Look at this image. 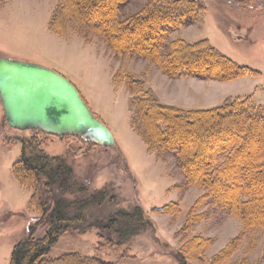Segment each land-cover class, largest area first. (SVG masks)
<instances>
[{"label":"rangeland","instance_id":"374dc122","mask_svg":"<svg viewBox=\"0 0 264 264\" xmlns=\"http://www.w3.org/2000/svg\"><path fill=\"white\" fill-rule=\"evenodd\" d=\"M197 1L205 13L172 32L162 55L169 54L170 45L180 39L191 43L208 40L223 56L260 75L229 82L170 78L152 62L115 58L98 39L85 41L73 31L67 36L50 31V19L59 0H0V59L36 64L64 76L115 141V147L108 148L73 136L38 135L46 153L66 159L75 177L88 186V195L103 188L109 190L100 212L89 215V227L62 234L48 259L77 254L113 264H180L177 252L186 254L192 247L196 255L198 249L191 242L200 238L207 241L200 250L203 255L191 257L189 264H264V230L244 235L242 222L227 210L214 207L212 201L198 203L203 190L193 186L186 191L175 190L184 182L183 172L174 158L162 161L149 153L131 127L127 87L117 86L112 80L117 72L131 73L161 103L184 109H210L236 96L264 105V0ZM148 3L132 1L124 9V16L138 13ZM4 119L0 101V264H10L14 247L31 236V227H35L36 239L45 237L47 227L45 221L38 223L40 214L31 205L33 191L21 185L13 173L23 154L22 141L34 140L37 135L12 129ZM202 129L188 127L185 131L199 134ZM243 136L238 133L229 138L244 144ZM251 137L264 142V125H257ZM257 142L246 143L244 153ZM191 143L183 145L190 147ZM243 157H238L241 172ZM230 180H222V184L245 188ZM259 187L264 188V184ZM173 202L179 205V213L158 212ZM137 207L143 209L148 222L139 234L120 238L118 233L103 231L104 216L132 213ZM100 213L103 217L95 218Z\"/></svg>","mask_w":264,"mask_h":264},{"label":"trees","instance_id":"16d2710c","mask_svg":"<svg viewBox=\"0 0 264 264\" xmlns=\"http://www.w3.org/2000/svg\"><path fill=\"white\" fill-rule=\"evenodd\" d=\"M132 1L59 0L49 30L60 36L73 31L85 41L98 39L115 58L152 62L170 78L229 82L260 75L223 56L208 40L191 43L180 39L170 45L169 54L162 55L172 32L205 13L197 0H149L147 7L138 13L124 16V9ZM112 80L117 86L127 87L131 95V127L149 153L162 161L174 158L183 172L184 182L176 185L175 190L186 191L192 186L203 190L198 203L212 201L214 207L227 210L242 222L244 235L264 230V188L259 187L264 184V142L251 137L257 125H264V105L254 104L249 97L236 96L210 109H184L161 103L131 73L117 72ZM188 127L203 128L202 133L185 131ZM34 132L37 135L34 140L22 141L23 154L13 173L21 185L33 191L31 205L40 214L38 223L45 221L46 235L42 239L34 238L35 227H31V236L14 247L10 264H113L77 254L48 259L62 234L89 227V215L100 212L109 190L103 188L88 195V186L75 177L66 159L43 150L37 137L45 134ZM238 133L245 135L244 144L230 141L229 135L236 137ZM188 141L192 145L184 146ZM253 142L258 144L244 153L246 143ZM239 155H244V173ZM225 179L236 185L244 184L245 188L225 186L222 184ZM68 195L75 198L69 199ZM158 212L177 214L180 207L173 202ZM103 218L106 219L103 231L118 233L120 238L135 236L148 225L141 207L132 213L120 212ZM206 244L207 241L194 238L191 246L198 253L193 255L192 247L186 254L178 251L179 263L189 264L191 257L202 254L201 248Z\"/></svg>","mask_w":264,"mask_h":264},{"label":"water","instance_id":"95a60500","mask_svg":"<svg viewBox=\"0 0 264 264\" xmlns=\"http://www.w3.org/2000/svg\"><path fill=\"white\" fill-rule=\"evenodd\" d=\"M0 101L4 121L12 129L115 147L107 126L91 112L77 88L56 71L1 58Z\"/></svg>","mask_w":264,"mask_h":264}]
</instances>
